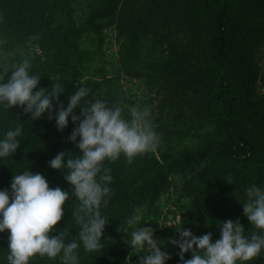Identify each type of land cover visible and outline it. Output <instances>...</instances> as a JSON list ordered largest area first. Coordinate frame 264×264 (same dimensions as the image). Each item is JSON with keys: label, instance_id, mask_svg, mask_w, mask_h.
Instances as JSON below:
<instances>
[{"label": "trees", "instance_id": "1", "mask_svg": "<svg viewBox=\"0 0 264 264\" xmlns=\"http://www.w3.org/2000/svg\"><path fill=\"white\" fill-rule=\"evenodd\" d=\"M109 31L118 43L110 53L117 60L111 68L161 93L166 122L155 119V131L162 134L155 152L139 155L132 163L123 154L115 162L105 161L113 181L108 205L101 207L109 218L103 247L84 249L72 215L79 201L65 179L68 169L49 164L61 151L68 152L65 163L82 155L76 147L80 138L68 139L79 121L70 115L63 131L57 127L59 103L54 101L53 119L45 112L36 120L22 107L0 105V140L8 130L22 127L19 148L12 156L0 157V190L11 191L14 175L29 170L43 174L50 187L69 191L65 214L50 235L66 230L65 242L80 244L79 264H139L150 253L128 242L132 231L142 226L158 234L161 250L171 257L165 264H182L181 249L170 242L180 239L181 228L196 236L211 232L214 243L221 238L222 222L239 219L246 237L264 235L243 213L246 190L253 185L264 189V76L255 62L264 43V0H0V57L3 47L23 49L11 58L9 68L22 60L28 39L40 36L32 41L39 51L30 74L41 76L34 91L61 84L65 91L60 101L67 108L69 96L86 87L90 93L85 99L122 102L130 119L129 109L149 105L152 97L130 94V99L118 78L108 75ZM257 80L263 92L257 90ZM73 114L81 115V106ZM169 128L173 139L165 132ZM136 209L142 210L144 221L129 226ZM175 218L177 222L165 224ZM8 236V230L0 232V264H8ZM184 257L191 259L192 252ZM29 264L62 261L60 256L37 255ZM237 264H264V250Z\"/></svg>", "mask_w": 264, "mask_h": 264}, {"label": "clouds", "instance_id": "2", "mask_svg": "<svg viewBox=\"0 0 264 264\" xmlns=\"http://www.w3.org/2000/svg\"><path fill=\"white\" fill-rule=\"evenodd\" d=\"M39 39V34L28 39L27 51L20 62L11 64V68L7 64L0 65V105L22 107L25 113H31L33 120L41 118L45 112L53 119L55 101L60 105L55 114L60 131L68 126L70 115L73 122L79 121L68 139L75 142L77 137L80 138L76 147L82 155L68 158L65 163L68 152L61 151L49 164L54 169H68L65 179L72 185L73 194L79 201L72 212L80 226L79 240L87 252L99 251L109 222V218L102 215L101 207L108 205L106 198L112 193L108 185L113 181L112 170L105 166V161L115 162L123 154L127 162L132 163L139 155L155 152L162 134L155 131L156 125L150 119L151 109L147 105L131 107L130 119H126V106H121L122 102L110 105L105 99L87 100L90 89L86 87H80L69 96L67 108L60 101V93L65 91L61 84L52 83L51 90L48 87L34 91L41 76L30 74L34 54L39 51L32 41ZM78 105L81 106L79 116L73 114ZM21 133V126L6 132L0 140V157L12 156L19 148L21 142L17 137ZM227 181L232 183L231 177ZM69 196V191L59 186L50 187L43 174L29 170L14 175L11 191L0 190V232L9 231L8 264H29L37 255L49 259L60 256L62 264H79L77 250L80 244L76 241L66 243V230L50 235L65 214L64 206ZM246 196L244 215L251 225L264 230V189L253 185L246 190ZM142 221V210L136 209L127 223L134 226ZM220 227L221 238L214 243L211 232L196 236L191 230H177L180 239L170 242L181 249L182 264H237V261L253 260L264 250V235L253 233L250 238L246 237L245 227L239 219H229ZM154 232L153 228L142 226L131 233L128 243L133 248L146 247L150 253L142 256L139 264H165L171 258L168 252L161 250ZM189 251L192 258L185 259L184 254Z\"/></svg>", "mask_w": 264, "mask_h": 264}, {"label": "rangeland", "instance_id": "3", "mask_svg": "<svg viewBox=\"0 0 264 264\" xmlns=\"http://www.w3.org/2000/svg\"><path fill=\"white\" fill-rule=\"evenodd\" d=\"M110 34H112V37L110 39L109 42L106 43L105 48H106V55L105 58L107 59V62L105 64V68L106 71L108 73L109 76H114L115 78H118L122 90L127 91V95H129V98L132 99L133 96L131 97L130 94H135L138 96V98L140 96H150L152 97V102L149 103L150 109H151V115H150V119L152 121V123L154 124L155 119L158 118L161 121L166 122V118H165V113L163 110H161L160 106H161V93L158 94L156 93L155 89H150V87H148L147 84L144 83V81L142 79H137L134 81H130L128 79H126L122 74L119 73V71L115 70L114 68H111L110 64H117V60L115 57L110 56V53H115L118 47V43H116L114 36H113V31H109ZM4 42V40L2 41ZM3 44V43H2ZM23 51V49L17 48V49H7L6 47L2 48V55L0 57V65L3 64H8L11 60L12 57H14L15 55L21 53ZM258 53V54H257ZM257 53L255 56V62L257 63L258 69H259V74L261 76H264V43L263 45H260L257 48ZM259 79V78H258ZM261 83L260 80H257L255 86L257 88V90L263 92V89L261 88ZM146 105V104H144ZM135 107V106H132ZM171 128H169L167 131H165L166 133H170V138L173 139L174 136L173 134L170 132ZM181 141V140H180ZM169 142V141H167ZM180 145H182L181 143H179ZM161 145V143H160ZM173 188V187H172ZM172 190V189H171ZM175 189H173L172 191H169V195H171L174 192ZM166 195H164L165 197ZM237 196V195H235ZM239 201V200H238ZM241 205V203L239 204ZM164 213L166 211V208L163 209ZM174 222H177V218L175 219H170L169 222L165 224H173ZM159 229H162L164 222L161 221L159 222ZM157 233H154V238L157 240Z\"/></svg>", "mask_w": 264, "mask_h": 264}]
</instances>
